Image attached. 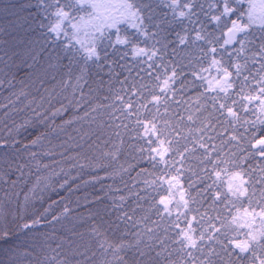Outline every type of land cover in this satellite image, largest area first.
<instances>
[{
    "label": "snow or ice",
    "instance_id": "1",
    "mask_svg": "<svg viewBox=\"0 0 264 264\" xmlns=\"http://www.w3.org/2000/svg\"><path fill=\"white\" fill-rule=\"evenodd\" d=\"M39 7L42 9L41 13L49 20L48 24H42L41 28L47 29L45 43H50L52 48L39 68L29 66L30 71L26 75L33 82L36 80L43 82L50 74L54 79L55 74L66 69L63 74L69 79L63 83H72L74 77L73 90L80 87L81 99H84L86 94L83 87L87 85L89 66L95 64L100 67L101 59L111 64V61L107 60L109 52H121V49H123L121 59L130 54L134 60L146 64L148 70L155 69L156 73L153 77L152 72L149 71L150 88L148 85L136 82H133L129 88L124 81H121L120 88L109 89L110 95L102 98L106 103L96 104L90 109V111L103 112L108 117L107 123L102 120L97 126V132L98 138L107 137V140L102 141L103 143L112 141V150L101 152L99 157L77 156L70 159L83 160L84 163L79 164L81 168L106 167L100 163V160L114 157L116 151L123 145L124 134L129 130L134 132L136 137L144 142L138 148L140 155L151 161L153 169L159 164L165 166L160 170L162 174L142 170L146 171V176L149 178L143 180L145 196H141L140 199H151V208L155 210L159 220L152 222L153 227L138 228L135 233L130 234L131 240H125L123 236L116 239L115 233L119 230L120 224L127 225L128 222L134 221L135 225H140L147 217L134 220L128 212H121L116 217L119 223H116L105 218V214L108 213L106 207L90 211L88 219L92 223L89 224L87 231L79 234L78 241L69 242V247L74 248L73 255L84 257L76 264H90L88 253L91 252L94 258L96 256L94 248L102 251L106 257L111 254L102 264H129L122 253L131 248L139 253L135 264H157L150 255L155 248L152 241L155 239L156 243L163 245L160 251L156 252L157 257H163L168 250L164 239L168 238L169 231L175 234L174 243L180 246L178 251L187 253L181 264H264V164L259 170L258 183L262 188L258 200L252 199L257 195L255 191L257 181L253 180L252 173L244 167L245 162L253 156H258L264 161V0L259 2L214 0L209 4L208 11H204L205 17H209L208 24L214 25V30L210 31L207 25L200 24L195 28L191 40L187 28L183 34L176 33L180 46H187L189 43L193 46L200 45L197 48L199 68L193 70L192 75L201 81V86L203 82H207L208 87L200 96L213 94L211 95L212 110L219 114V122L227 125L225 132L229 141L235 146L234 151L227 153H221L215 144L208 143L214 139L209 135V131L214 130L216 125L204 123L199 128L189 129V133L193 134V148L185 147L183 151H179L173 146L172 125L167 121L161 123L157 119L161 105L167 109L170 103L181 102L176 98L185 87L181 85V89H177L174 86L178 78L183 76L180 63L164 61L161 54L162 48L166 49L171 43L162 35L163 25L192 22V17L197 14L195 11L197 0H158L156 4L151 0H121L120 3H111L108 0H66L64 3L61 0H51L50 3H45L44 0H40ZM160 7L167 9L162 16L158 12ZM199 8L203 10L204 6L201 4ZM89 9L91 11H88ZM123 25H127L132 31L130 32ZM257 32L260 42L254 50L253 37ZM141 44L145 46L141 47ZM173 51L175 52V49ZM157 57L161 61L159 64L156 63ZM65 58L67 64L63 63ZM250 62L259 63L260 67L255 73L243 76L237 91V82L233 77L239 79L248 69ZM204 64H207V67ZM213 70L215 75H212ZM143 79L144 77H140L141 81ZM252 105L256 106V120L249 121L242 117L239 109L242 108L247 113ZM152 107H156V115L151 119H142L141 117L150 112ZM85 115L87 116V113ZM187 119L191 121L193 116L189 115ZM116 120L120 123L117 124ZM257 126H261L259 132L252 131ZM92 134L90 132L88 135ZM114 138H118V143ZM33 143H39V138ZM195 147L203 150L201 162L205 167L202 170L204 173L202 178L211 181L206 185L205 191L213 192L214 205L217 207L221 203L224 205L223 209L217 211L215 217L209 218L213 222L202 225L201 229L194 227V223H199L195 216L188 219L185 214L187 226L182 227L180 224L181 206L184 209L189 207L181 183L185 154L193 151ZM35 155L32 153L33 157ZM214 155L215 159H213ZM17 167L21 175L16 181H12L13 188L20 179L24 178L23 166ZM225 176L227 179L221 184ZM92 179L99 181L102 178L92 177ZM165 184L167 195H160ZM42 185H45V180L38 177L29 192H25L23 201H20L19 194H16L17 210L14 219L17 221L15 224L17 233L31 232L37 224L46 220L45 216H37L35 212L28 211L30 202L38 193L42 194L46 190V186L42 187ZM153 193L159 195L158 201ZM242 198L249 200L251 210L245 208L243 213L237 210L233 214L231 208L235 207L236 202ZM94 199L99 202L102 198ZM120 200H124V197H120ZM173 202L177 211L175 220L171 219ZM63 212L68 214L69 209L65 207ZM0 214L4 216V222L0 224V239L8 241L12 238L7 223L8 213ZM58 220L59 217L54 216L48 223H56ZM161 226L165 230L163 239L156 236ZM198 230L199 236L195 234ZM76 235L73 233V236ZM205 240L213 244L207 252L203 247ZM46 242L47 237H45ZM62 249L63 243L58 244L56 248L42 247L43 256L36 261V264H71V260ZM196 251H199L204 258L196 257L194 255ZM5 252L11 255L7 261H0V264H18L17 257L30 255L27 251L21 252L20 245L5 249ZM169 264L176 262L169 260Z\"/></svg>",
    "mask_w": 264,
    "mask_h": 264
},
{
    "label": "trees",
    "instance_id": "2",
    "mask_svg": "<svg viewBox=\"0 0 264 264\" xmlns=\"http://www.w3.org/2000/svg\"><path fill=\"white\" fill-rule=\"evenodd\" d=\"M44 2L50 3L51 0H44ZM61 2L64 3L66 0ZM108 2L120 3L121 0H108ZM151 2L156 4L158 0H151ZM212 2L214 0H197L195 10L197 14L192 17V22L183 21L163 25L162 35L171 43L166 49L162 48L161 54L164 61L180 63L183 76L178 78L174 86L177 89H181V85L185 87L176 98L181 102L179 104L172 102L167 109L161 105L157 119L161 123L167 121L172 125L173 146L179 151H183L185 147L193 148V134L189 133V129L199 128L204 123L216 125L214 130L209 131V135L214 137L213 140L208 141L209 145L215 144L221 153L235 150L234 143L229 141L225 132L227 125L221 124L219 114L212 110L211 95L213 94L200 96L208 87L207 82H203L201 86V81L192 75L193 70L199 68L197 48L200 45L193 46L189 43L187 46H180L176 36L178 32L183 34L187 28L189 40H191L195 28L200 24L207 25L210 31L214 30V25L208 24L209 17L204 15V11H208V6ZM39 4L40 0H0V177H2L0 179V213H8L7 223L12 233V238L8 241L0 239V261H7L11 255L6 253L5 249L20 245L21 252L27 251L30 255L17 257L18 264H36V261L43 256L42 247L56 248L58 244L63 243L62 251L71 260V264H76L84 257L74 256V248L69 247V242L78 241L79 234L87 231L89 224L92 223L88 219L90 211L106 207L108 213L105 214V218L116 223H119L116 217L121 212H128L134 220L147 217L140 225H135L134 221L128 222L127 225L120 224L119 230L115 233L116 239L123 236L125 240H131V233H135L138 228L144 226L153 227L152 222L159 220L155 210L151 208V199L141 200L140 197L145 196L143 180L149 178L146 176V171L162 174L160 170L165 166L159 164L153 169L151 161L140 155L138 148L144 142L137 138L134 132L129 130L124 134L123 145L119 147L114 157L100 160V163L106 167L81 168L79 164L84 163L83 160L70 159L77 156L99 157L101 152L111 151L112 141L103 143L102 141L107 140V137L98 138L97 132V126L102 120L107 123L108 117L103 112L90 111V109L96 104L106 103L102 98L110 95L109 89L120 88L121 81H124L129 88L133 82L143 83L150 88L149 71L152 72L153 77L156 73L155 69L148 70L146 64L134 60L130 54L121 59L123 52L121 49V52H109L107 60L111 61V64L101 59L100 67L95 64L89 66L87 85L83 87L86 94L84 99H81L80 87L73 90L74 77L72 83H63L69 79L63 74L66 69L55 74L54 79L50 74L43 82L39 80L33 82L26 75L30 71L29 66L39 68L52 48L50 43H45L47 29L41 28V25H47L49 20L41 13ZM201 4L204 6L203 10L199 8ZM164 11L167 9L163 7L158 9L160 16ZM123 27L132 31L127 25ZM149 30L151 31L152 28L150 27ZM253 39L255 50L260 42L258 32ZM143 46L145 45L141 44V47ZM63 63H68L66 58ZM156 63H161L159 57ZM204 66L207 67V64ZM259 67V63L250 62L248 69L239 79L233 77L237 82V91L243 76L255 73ZM215 74L213 70L212 75ZM140 77L144 79L141 81ZM198 97L199 103H197ZM234 98L238 99V97ZM229 103H231L230 100ZM255 107L252 105L247 113L240 108V114L249 121L256 120ZM156 111V107H152L151 111L141 118L151 119L156 115ZM189 115L193 116L191 121L187 119ZM116 123L119 124L120 121L116 120ZM260 127L257 126L252 131L259 132ZM90 132L93 133L91 136L88 135ZM37 138L39 143L34 144L33 141ZM114 139H117L118 143V138ZM96 145L99 147H95ZM32 153L36 154L35 157ZM202 156L203 150L198 147L185 154L181 183L185 189L189 207L184 209L181 206L182 227L187 226L185 214L188 219L195 216L199 223H194V227L201 229L202 225L211 224L213 221L209 218L215 217L217 211L224 207L223 203L218 207L214 205L213 192L205 191L206 185L211 181L202 178L204 175L202 170L205 167L201 162ZM215 158L214 155L213 159ZM262 164L264 161H261L258 156H253L244 165L252 173L253 180L257 181L255 184L257 195L252 198L253 200H258L260 197L262 186L258 181ZM18 165L23 166L24 178L20 179L13 188L12 181H16L21 175ZM174 171L173 169V173ZM38 177L44 178L45 185L42 187L46 186V190L42 194L38 193L30 202L28 211L35 212L37 216L43 215L46 220H42L31 232L17 233L15 229L17 221L14 219V213L17 210L16 194H19V200L23 201L25 192H29ZM92 177L102 179L94 181ZM226 179L225 176L220 183L224 184ZM163 188L160 195H167V185H163ZM153 195L158 201L159 195L155 193ZM96 197L102 199L97 202L94 199ZM120 197H124V200L121 201ZM65 207L69 209L68 214L63 212ZM171 207L173 209L171 219L175 220L177 218L175 202ZM245 208H249V200L242 198L236 202L235 207L231 208V212L235 214L239 210L243 213ZM54 216L59 217L58 222L48 223ZM3 222L4 216L0 214V224ZM73 233L77 235L73 236ZM195 234L199 236V230ZM156 236L160 239L165 237L163 226L159 228ZM167 236L164 244H167L168 250L164 256H156V252L160 251L163 245L156 243L155 239L152 241L155 248L150 255L157 264H169V260L181 264L187 253L178 251L180 246L174 243V233L169 231ZM45 237H47L46 243ZM145 241L147 242V237ZM203 247L207 252L213 244L205 240ZM93 250L96 251L94 258L91 252L88 253L90 264H102L106 258H110V253L106 257L102 251L95 248ZM169 253H171L170 256ZM122 255L129 264H135L139 258V253L134 248L126 250ZM194 255L199 259L204 258L199 251H196Z\"/></svg>",
    "mask_w": 264,
    "mask_h": 264
}]
</instances>
